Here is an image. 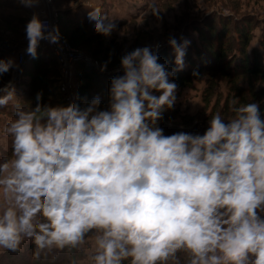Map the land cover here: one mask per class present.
Returning a JSON list of instances; mask_svg holds the SVG:
<instances>
[{
	"label": "clouds",
	"instance_id": "1",
	"mask_svg": "<svg viewBox=\"0 0 264 264\" xmlns=\"http://www.w3.org/2000/svg\"><path fill=\"white\" fill-rule=\"evenodd\" d=\"M85 6L94 31L110 36L114 20ZM25 37L26 54L37 58L41 41L59 44L61 33L33 13ZM167 43L173 68L159 62V43L120 57L104 107L99 94L53 105L42 91L28 107L12 81L0 85V109L12 108L0 124L11 148L0 155V250L18 253L28 240L35 259L87 246L83 264H264L260 104L233 101L228 119L206 112L202 134H165L159 121L177 100L171 78L191 42ZM13 67L0 57V78Z\"/></svg>",
	"mask_w": 264,
	"mask_h": 264
},
{
	"label": "rangeland",
	"instance_id": "2",
	"mask_svg": "<svg viewBox=\"0 0 264 264\" xmlns=\"http://www.w3.org/2000/svg\"><path fill=\"white\" fill-rule=\"evenodd\" d=\"M153 4L160 11L159 19L151 13ZM85 5L101 8L104 14L114 20L116 29L110 36L96 33L93 23L79 26L80 24L75 23L65 14L59 13L60 9L79 7L84 15H78V18H84L91 10ZM52 7L56 10L54 25L59 26L61 36H66L62 37L63 39L69 40L73 47L98 61L100 65L108 62L104 72L93 67L100 75L118 74L122 71L120 57L125 52L138 46L156 43L161 45L158 51L159 62H167V66L172 68L170 60L172 58L174 61L175 55L167 43L168 38L172 36L180 42L183 37L191 42L186 52L196 57L193 60L194 63L196 62L195 66L197 64L198 69L195 72L198 75H193L183 86H178L174 108L163 114L165 123L177 127L176 130L165 128V134L180 130L202 134L209 119L206 112L210 115L219 113L228 119L233 114L231 110L233 101L237 104L259 102L260 108L262 107L260 102L264 101V79L244 72L233 73L239 71V66L235 68L230 62L235 51L226 50L225 55L216 63L213 60V51L216 47L215 38L223 35L222 31L224 36L228 37L223 43L228 44L227 47H234L233 36L240 42L251 33L253 37L249 46L258 45L261 27L257 20H261L264 26V0H52ZM37 8L38 5L25 7L23 4L15 9L8 5L0 6V57L13 58L17 64V51L27 43L26 23L33 13H37ZM8 14L13 18L21 19L14 23L12 18L10 20L5 17ZM6 41L18 42L22 45L8 51L5 46L9 43ZM259 48L262 49V46ZM38 56L35 59H28L27 64L24 62L17 64L18 67H13L0 78V85L13 82L16 93L25 106L30 107L31 102L33 106L35 105L34 97L38 91L43 92L44 102L53 105L67 104L74 93H79L81 97H87L89 100L99 94L102 98V107L106 106L107 96L104 95V91L108 93L106 84L108 79L95 77V72H85L74 65L67 82V93H64L58 84L59 70L48 47L44 46ZM228 63L230 67H225ZM185 64L187 65V62L184 60V66ZM118 67L120 70L113 72ZM33 79L37 82L34 89H31ZM66 94L71 96L69 100ZM11 116V105L0 109V124ZM186 128L189 129L184 130ZM10 154V138L0 130V155ZM29 242L31 241H24L18 254L12 253L10 256L5 255L4 258H0V264H73V261H76V264H83L84 256L88 251L87 246L83 252L53 250L41 253L40 258L35 259V248L28 249ZM3 252L4 250H0V253Z\"/></svg>",
	"mask_w": 264,
	"mask_h": 264
},
{
	"label": "trees",
	"instance_id": "3",
	"mask_svg": "<svg viewBox=\"0 0 264 264\" xmlns=\"http://www.w3.org/2000/svg\"><path fill=\"white\" fill-rule=\"evenodd\" d=\"M7 5L10 6V8L15 9V8L20 7L22 4L19 2V0H0V6L1 7L7 6ZM59 13L65 14L66 17L70 18L75 23L80 24L79 26H81L85 23H87V24L92 23L89 21L88 16L87 17L85 16L84 18L83 17L78 18V14L71 9H66V10L61 9V10H59ZM5 17L9 18V19L12 18V21L14 23L16 21L19 22V20L21 19L20 17L13 18V16L11 14L6 15ZM257 21H258V25L261 27V34L259 37L258 45L249 46L250 41H251V37H253L252 33L250 36L249 35L245 36L242 40H240V42H239L238 38H235L233 36V34H231V36H233V38H234V41H232L234 47H227L226 45H228V44H223V43L227 41L228 37H225L224 31H222L223 35L221 34L220 37L218 36L215 38L216 47L213 51L214 62L216 63L219 60V58L223 57L225 55L226 50L231 49L232 51H235V53L232 55L230 62L232 63V65H234L235 68H237V66H239L238 67L239 71L237 70V71H234L233 73L244 72V73L250 74L252 76H257V77H260L261 79H264V26H262L261 20H257ZM63 30H64V28L62 29V31ZM73 33H75L74 30H73ZM61 37H63V36H61ZM65 37H63V38H65ZM6 42L9 43L8 46H5V48L9 49L8 51L13 50V49L22 45L18 42H14V43L8 42V41H6ZM218 43L220 44V46ZM259 46L260 47L262 46V49H260ZM37 57H39V56H37ZM30 58H32V57L29 55H26L23 62L26 64L29 63L28 59H30ZM193 58H196V57H192L190 53L186 52L184 60H185V62H187V65L185 64L186 66H184L183 70L178 71L176 73V75L171 78V79L175 80V82L177 83L178 86H183L186 82H188L193 77V73L195 71H197L198 67H197V64L195 66L196 62L194 63ZM227 59L229 60L230 58H227ZM38 60L39 59H37V61ZM224 61H227V60H224ZM224 61H222V62H224ZM170 62H171L172 68L175 67V63L172 60V58H171ZM39 63L42 67H44V65L40 62V60H39ZM229 63H228V66L226 65L225 67H230ZM75 67L83 69V71H85V72H89V73L95 72L96 73L95 77L101 76V77H104L105 79H108V82H106L107 88L109 87V82H110L111 77H113L114 75L122 74V71H120V72H118V74L115 73L114 75H112V74H110L108 76L100 75L97 71H95L93 69V67L85 66L80 62L76 63ZM86 67H88V68H86ZM36 82H37L36 79L31 80V86L33 87L31 89H34ZM106 94H107V92L104 91L105 96H107ZM260 103L262 105L261 112H262V115H264V101L260 102ZM159 123H160V127H162L163 129L169 128V129L176 130L175 128L177 127L176 125H170V124L165 123V121L163 119ZM188 129L189 128H186L184 130H188ZM34 248H35V246L32 244V242H29L28 249L33 250ZM12 253L13 252L4 251L3 253H0V258H2V257L4 258L5 255L10 256V255H12ZM25 253L28 254L27 252H25Z\"/></svg>",
	"mask_w": 264,
	"mask_h": 264
},
{
	"label": "built area",
	"instance_id": "4",
	"mask_svg": "<svg viewBox=\"0 0 264 264\" xmlns=\"http://www.w3.org/2000/svg\"><path fill=\"white\" fill-rule=\"evenodd\" d=\"M37 5V13L39 14L40 19L47 22L49 25H54L53 18L56 16V10L52 7V0H41V2ZM44 46L48 47L56 62L59 70L58 84L60 86V90L64 91V93H67V82L71 77V71L76 63H84L87 66L95 67L101 71V65L98 61L91 59V57L87 56L76 47H73L62 37L59 44H50L48 41H41L37 52H41ZM26 47L27 43L17 51L16 58L18 65L23 63L24 58L27 55L25 52ZM119 70L120 68L118 67L113 70V72ZM66 98L70 99L71 96L66 94Z\"/></svg>",
	"mask_w": 264,
	"mask_h": 264
},
{
	"label": "crops",
	"instance_id": "5",
	"mask_svg": "<svg viewBox=\"0 0 264 264\" xmlns=\"http://www.w3.org/2000/svg\"><path fill=\"white\" fill-rule=\"evenodd\" d=\"M70 9V8H69ZM61 10V9H60ZM71 10H73V11H75L79 16H82V15H84V13L80 10V8L79 7H77V8H72Z\"/></svg>",
	"mask_w": 264,
	"mask_h": 264
}]
</instances>
